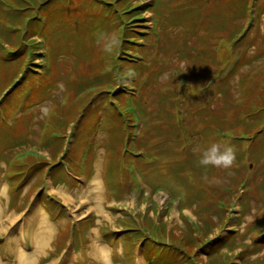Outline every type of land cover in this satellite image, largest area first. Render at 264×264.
Instances as JSON below:
<instances>
[{"label":"rangeland","instance_id":"1","mask_svg":"<svg viewBox=\"0 0 264 264\" xmlns=\"http://www.w3.org/2000/svg\"><path fill=\"white\" fill-rule=\"evenodd\" d=\"M34 1L48 19L45 26V19L30 22L26 18L18 24L19 28L4 15L0 20V42L13 36L5 44L6 51L21 46L22 41V53H27V61L15 76H27L28 80L25 87L20 84L7 97L4 105L7 112L0 113V182L8 185L4 186V189L7 187L2 204L4 218L27 210L33 199L34 206L39 204L44 210L42 214L54 227L39 264H53L47 260L51 257L56 260L70 244L75 264H104L89 255L90 230L96 232L93 236L100 233L97 237L101 238L114 264L179 263L177 259L164 263L159 258L160 253L148 250V246L143 252V245L128 244L131 239L142 241L147 235L158 238V233L165 241L171 239L169 242L184 245L186 253L195 258V264H206L214 256L222 261L225 258L229 264H264V234L260 235V225L257 227L259 214L264 212V124L245 126L250 123L248 113L264 106V14L256 24L250 23L248 17L255 0H156L158 15L155 19L150 12L153 0H107L112 7L105 0L95 3L89 2L91 0ZM239 1L241 9L247 2L249 10L237 18L233 13L238 10ZM257 1L264 3V0ZM118 2L124 3L119 5ZM0 4L5 5V2L0 0ZM106 5H109L108 10L107 7L105 10ZM137 5H140L137 10L127 12ZM16 11V7L10 5L4 14L14 15ZM136 11L142 12L141 18H132ZM32 14L34 16V11ZM79 15L80 28L73 24ZM39 16L35 11V17ZM91 17L95 22L90 21ZM138 23L143 26L137 27L140 31L135 34L133 28ZM154 23L155 29H151ZM31 26H36L37 35L46 38L51 53V62L46 60L41 71L39 67L45 52L41 50L31 64L27 35L23 34L22 27ZM245 27L246 32L239 38ZM128 30L138 37L124 39ZM114 32L120 34L122 44L117 53L110 55L103 51L101 34ZM127 43L132 47L128 55L137 52L134 58L147 64L142 71L145 76L137 81V89L133 86L130 90V102L122 93L112 97L116 91L104 97L111 90H106L105 83L95 82L98 75L110 72L114 83L118 82L119 61L128 56L124 50L130 46ZM210 55L211 58L206 57ZM235 56L242 59L238 65H235ZM0 59L1 96L9 84H15L8 65L17 59H6L3 54ZM229 67H233L235 73L225 82L223 77ZM134 68L136 70V64ZM187 68H195L198 73L194 75H201L203 79L191 77L195 83L184 82L180 75L186 74ZM132 70L135 75L137 70ZM211 76L214 80L208 91H217L214 103L211 102L214 112L208 114L203 110L198 114L193 107L202 105L209 93L201 95L200 86L210 81ZM28 85L35 88L33 98L25 96L18 105L16 92L22 86L27 89ZM163 85H174L171 97ZM100 91H105L103 99H100ZM197 97L202 101L195 100ZM179 101L187 110L183 119L177 111ZM191 102H194L193 107ZM190 112L198 116L197 121L191 122ZM226 115L227 121L224 120ZM214 125L218 127L215 134ZM243 132H251L249 136L253 139L235 141V136ZM188 134L193 135L194 143L190 141V144ZM220 138L235 145V166L230 170L200 166L198 161L203 148ZM29 147L33 150H28ZM139 148H143L145 154L129 156ZM37 161L42 165L38 169ZM28 174H32V179L25 182ZM142 176L148 183L146 188L142 186ZM81 177L91 184L93 198L92 183L100 179L103 203L115 204V208L107 209L108 217L84 214L77 203H66L61 193H48L50 184L59 190L78 191ZM242 181L254 191L244 194L243 212L237 221L239 204H236L237 212L231 203L223 211L221 197L230 196H221L218 186L229 184L233 186L232 191L242 192L245 189L240 188ZM18 186L22 188L17 189ZM156 187L162 189L152 196L147 188ZM42 189L45 190L42 192ZM164 189L171 191L172 199ZM132 193L134 196H129ZM49 198L66 203L70 211L78 209L74 212V221L66 213L59 215V206ZM125 199L127 205L122 204ZM176 199H181L180 206L190 212L179 215ZM123 206L128 210L116 209ZM188 215L194 221L196 216L203 217L196 220L197 229L202 232L207 225L213 226L205 250L200 244L192 249L184 238L196 235L186 232L190 225L183 217ZM260 221L264 226V219ZM135 228L139 230H129ZM190 228L196 230L193 225ZM114 237H117L115 245ZM4 246L0 242V257L8 261L9 252ZM230 253L232 255L228 256Z\"/></svg>","mask_w":264,"mask_h":264},{"label":"trees","instance_id":"2","mask_svg":"<svg viewBox=\"0 0 264 264\" xmlns=\"http://www.w3.org/2000/svg\"><path fill=\"white\" fill-rule=\"evenodd\" d=\"M4 2H5V5H1L0 4V6H2V9H1V7H0V20H1V17L4 15V16H6L9 20H11L12 21V23H14V26H16L17 28H19L18 27V24H20V23H23L24 22V20L26 19V18H28L29 19V21L31 22V21H33V20H38L36 17H35V11L37 12V10H39V9H37L36 8V1H34V0H13V2L14 3H10V2H8L10 5H13V6H15L16 7V13L14 14V15H8V14H4V13H6L7 12V8L10 6L9 4H7L6 3V1L5 0H3ZM41 1V0H40ZM97 0H91V1H89V2H91V3H95ZM106 1V3L107 4H109L110 5V7H112V4L111 3H109L110 1H107V0H105ZM122 1H125V0H122ZM207 1V0H206ZM65 2H68L67 0H64V3ZM208 2V1H207ZM210 2H211V0H210ZM119 3V5H121V3H124V2H118ZM239 3V7H238V10L237 11H235L234 13H233V15H234V17H240L245 11H247V10H249L248 9V7H249V4L247 5V2H245L244 4H243V9H241L240 8V1L238 2ZM241 4V5H242ZM109 5H106L105 6V10H106V7H107V10H108V7H109ZM125 5V4H124ZM126 5H127V3H126ZM128 6V5H127ZM101 7H103V6H101ZM155 7H158L157 5H155ZM4 8L6 9V11H4ZM2 10V11H1ZM133 10V7H131V10H127V12H130V11H132ZM33 11H34V16H32L33 14ZM83 11V13L85 12L84 10H82ZM137 14L136 15H133L132 16V18H134V17H136V16H138L140 13L139 12H136ZM109 15H111V14H109ZM80 18H81V15H79V16H77L76 18H74V20H73V24L74 25H77L79 28H80V26H81V24H80V22H79V20H80ZM137 18H139V17H137ZM136 18V19H137ZM90 21L91 22H95V20L91 17V19H90ZM226 23H228V22H226ZM136 27H134L133 28V32H135V34L137 33L136 31H139L138 29H137V27H139V26H143V25H141V24H139L138 23V25H135ZM36 29V26H31V28H25V27H22V29H23V34H25V32H27V31H29V33H28V35H31L30 33H31V31L33 30V29ZM247 29V27H245V30ZM37 30V29H36ZM35 31V30H34ZM11 32H13V31H11ZM133 32H132V30H128V32L126 33H124L126 36H124V39H126V40H130V38H137L138 37V35H135V34H133ZM128 33L129 34H132V36H129L128 35ZM243 33V32H242ZM241 34V33H240ZM27 35V36H28ZM26 37V36H25ZM126 37V38H125ZM10 38L12 39L13 38V36H11L10 35V37H8V38H6L4 41H6V42H3V41H1L0 42V52H1V54H0V56L2 57V54L3 55H5L6 56V59H9V58H12V57H14V60H16V61H11V64L10 65H8L12 70H10L11 71V74H13V76H15V75H17L18 74V72L20 71V69H21V67L23 66V64L25 63V61H27V53H25V51L22 53V47H23V45H22V41H21V46H19V47H17V48H15V49H10V51L8 52V51H6V49H5V44H7L8 43V41L7 40H10ZM17 38V37H16ZM20 40V38L17 40V42ZM125 40V41H126ZM131 41H133L132 39H131ZM127 44H129L130 45V43H127ZM37 48L39 47V46H36ZM126 48V49H125ZM124 48V50H125V55H128L129 53H128V50H131V45L129 46V47H125ZM24 49V48H23ZM22 53V54H21ZM7 54H10L12 57H8L7 56ZM15 54V56H13ZM134 55L135 54H133V56H130V55H128V56H125V57H121V60L119 61V63H121L119 66H118V68H120L121 69V72H120V74H118L117 75V79L116 80H118V82L117 83H114V79L115 78H113L112 77V72H110L109 74L107 73V74H103V75H98L97 77H96V80H95V82L97 83H105V86H106V88H108V89H106V90H111V92H109L106 96H104V97H108L109 95H111V93H113L114 91H116L113 95H112V97L113 96H115L116 94H120V93H122V97H125V99L127 98V91H125L124 89L127 87V85H129V84H132V85H134V82H136V81H133V77L131 76V77H128V76H126V75H124V73L128 70V69H132V65H131V60H132V58L134 57ZM16 57V58H15ZM207 58H211V55L210 56H206ZM30 58V62H31V60H32V56H30L29 57ZM1 63H2V60L0 59V65H1ZM145 66H147V64L146 63H144L143 64V62H141V61H138L137 62V64H136V70H137V73H138V75H139V78L138 79H140V75L141 74H143L142 73V71H143V68L145 67ZM124 67H126V69L124 70ZM230 68V67H229ZM228 68V69H229ZM3 70V69H2ZM2 70H0V71H2ZM6 70H9V69H6ZM114 70H115V68H114ZM187 70L188 71H186L187 73L186 74H184V75H180V78L181 79H183V81L185 82V81H190V82H194L195 83V81L191 78V77H195V78H197L198 80L199 79H203L202 78V76L201 75H194V74H196V73H198V71H196V69L195 68H191V69H188L187 68ZM232 71V70H231ZM231 71H229V74H228V72H227V76L225 75L224 77H223V80L226 82L227 80H229L230 79V77H229V75H230V73H231ZM192 72V73H191ZM226 72V71H225ZM224 72V73H225ZM121 73H123V74H121ZM182 74V73H181ZM194 75V76H193ZM142 77V76H141ZM212 77H214V76H211L209 79H210V81H207V83L206 84H204V85H202V86H200V91H199V93L202 95V92H209L208 93V97H206V99L204 100V102L202 101V100H199L198 98L199 97H197L195 100H198V101H202V105H201V103H200V105H199V107H193V103L194 102H191V105H192V107L194 108V110L196 111L197 110V112H198V114H202V112H203V110L204 111H207V113L208 114H210V113H213L214 111H212V103H211V101L209 100V101H207L208 99H209V96H211V100H213V103H214V101H215V99H216V94H217V91L216 90H210V91H208V88H209V84L211 83V82H213V78ZM18 77L17 76H15V80L17 79ZM112 78H113V80H112ZM212 78V79H211ZM137 79V80H138ZM208 79V80H209ZM112 81V82H111ZM16 82V81H15ZM102 85V84H101ZM186 87H188L189 85L188 84H184ZM10 86H12V84H9L8 85V87H6L4 90H3V92L7 89V88H9ZM163 87L164 88H166V89H168V94H169V96L171 97V95H172V90H173V88H174V85H168V86H166V85H163ZM178 88L181 90V87L180 86H178ZM126 89H128V88H126ZM209 89H211V87L209 88ZM213 91V92H212ZM3 92H2V94H3ZM100 92H102L101 94H99L100 95V97H102V98H100V99H103L104 97H103V95L105 94V91H100ZM125 93V94H124ZM159 94H161V93H159ZM177 95H175L174 96V98L176 97ZM161 97H165V95H162L161 94ZM107 102V101H106ZM178 113H181V116H180V118L181 119H183L184 117H185V115H184V112H186L187 110H186V108H184L183 106H182V103H181V101H179V104H178ZM237 108H239V107H237ZM115 114H116V116H117V106L115 107ZM194 111V112H195ZM264 106H261V108H258L256 111H254V112H250V113H248V116H246L249 120H250V123L249 124H245V126L247 127V128H250V127H252V126H254L255 125V123H257V122H259L258 124H264ZM229 113V112H228ZM228 113H227V115H228ZM234 114H235V112H233ZM263 113V114H262ZM190 114L192 115V119H191V122H195V121H197L198 120V116L196 115V114H194V113H191L190 112ZM259 114H262V115H259ZM227 115L224 117V120L225 121H227L228 119H227ZM125 117L122 119V120H124L125 121ZM245 119V118H244ZM244 119H242V120H244ZM255 119V120H254ZM214 120L215 121H217V118L215 117L214 118ZM225 121H223V122H225ZM122 126H123V124H122ZM214 128H215V130H214V134H215V132L217 131V125H214ZM246 129V128H245ZM203 130H204V127L202 128V129H200V132H203ZM206 128H205V131H204V133H206ZM251 132H243L242 134H240V135H237V136H235V139H233V140H235V141H237V140H247V139H253V137L252 136H249V134H250ZM189 137V139L190 140H192L193 141V143H194V139H193V135L192 134H188L187 135V138ZM114 139H115V137H114ZM181 141H182V139H181ZM238 142V141H237ZM42 165L40 164V163H38L37 162V169L39 168V167H41ZM243 182V181H242ZM230 185L229 184H224V185H221V186H218L219 188H220V195L221 196H224V195H226V188L227 187H229ZM223 199H225L224 197H221V200H223ZM211 206H214V205H211ZM221 208L222 209H224L223 211H226L225 209H226V207L225 206H221ZM223 215H224V213H222V217H223ZM259 216H261V218H259V221H258V223H257V227L260 225V235L261 234H264V226L263 225H261L262 224V222L260 221V219H264V212L263 213H261V214H259ZM197 218H203V217H199V216H197ZM185 219V221L186 222H188V224L192 227V225L193 226H196L195 228H196V230L194 231V230H192L191 228H190V226L189 227H187L186 228V232L188 233V234H190V236L191 235H193L191 232H193L194 234H196V235H193V237L191 236V238H187L186 236H184V238L185 239H188V243L190 244V247L193 249H195L196 247H198V245L200 244L201 245V249L202 250H205V244H209V234L211 233V228L213 227L212 225H207L208 226V228L207 227H205L203 230V232L202 231H200V230H198L197 229V227H198V225H194V224H192L191 222H189L188 221V219L187 218H184ZM222 219V218H221ZM132 222V221H131ZM132 224H133V222H132ZM192 224V225H191ZM264 224V223H263ZM134 225V224H133ZM137 231L139 230V229H136ZM144 233V232H143ZM128 234H133V233H128ZM259 235V236H260ZM173 236V234L171 233V237ZM161 237H164L163 235H160L159 233H158V238H155V237H151L150 235H147L142 241H135L134 239H131L130 241H128V244H129V246H130V244L131 243H135L136 245L135 246H141V245H143V252H144V247L145 246H148V250H150V251H155V252H159L160 253V256H159V258H161V261H163L164 263H168V262H170V261H172V260H174V259H177V260H179L180 262L178 263L177 262V264H195V258L193 257V255H191L189 252H187L186 253V249H185V246L184 245H177L176 243H173V242H169L170 240H167V241H165L164 239H162ZM165 238V237H164ZM191 239V240H190ZM256 242V241H255ZM143 243V244H142ZM183 246V247H182ZM134 251H135V249H134ZM225 253V252H224ZM225 254H227V253H225ZM232 255V253L230 254V255H228V256H231ZM215 258H212L209 262H207L206 264H229V262H227V260L224 258V261H222L221 260V258H219V257H216V256H214Z\"/></svg>","mask_w":264,"mask_h":264},{"label":"crops","instance_id":"3","mask_svg":"<svg viewBox=\"0 0 264 264\" xmlns=\"http://www.w3.org/2000/svg\"><path fill=\"white\" fill-rule=\"evenodd\" d=\"M60 193L65 197L66 203H68L70 201L73 202L74 198H76V195L68 192L64 188L61 189ZM2 196H3V192H2ZM52 202H53V204H56V205L59 206L60 211L62 210V207L58 203H56L53 200H52ZM35 210H39V212L42 213L41 210H43V209L39 206L38 203L34 206V202H33V199H32L29 208L25 212L9 214L12 217L17 215V218L14 221L4 224L3 221L5 219H7L9 217V215L6 218H4V217L0 218V222H1L0 223L1 227L0 228L3 230V231H1V233L9 235L7 240H5V241L0 240V242L5 245L4 248L8 249V252H9V255L6 256L8 258V261H6L3 257H0L1 261L7 262V264H21L20 256L16 252L17 248H18V243H19L20 250H23V251H25L27 253L31 254V253H33L36 250V246H34L33 249H30L29 246H28V243H26L23 239H21V236H20V233H21L22 229H25L27 234L31 235L34 239L37 240L36 231H37V227H38V218H34L33 219V212ZM63 213H65V212H63ZM12 227H13V229L10 231V229ZM53 234H54V232H53ZM97 234H100V233H97ZM97 234H96V236H94V241L95 242H97V241H101L102 242V240H100L101 238L97 237ZM47 246H45V247H47ZM45 247L37 256L39 258V260L42 259V256L44 254L43 251H45V249H46ZM72 248H73V245L70 248H68L56 260H53V258H52V259L47 260V262L48 263H53V264H69V262L67 263V258H68L69 254H70V251L73 250ZM74 259H75V257H74ZM32 264H39V262H34ZM111 264H113V263L111 262Z\"/></svg>","mask_w":264,"mask_h":264},{"label":"bare ground","instance_id":"4","mask_svg":"<svg viewBox=\"0 0 264 264\" xmlns=\"http://www.w3.org/2000/svg\"><path fill=\"white\" fill-rule=\"evenodd\" d=\"M92 184H93L92 194H94L95 199L90 194V189L83 190V194H82L88 198V201L91 204L88 210L96 212L99 216L108 217L109 213L107 211V206L105 203H103V198H102V187H103L102 183L99 178L98 179L96 178L94 179ZM6 188L3 190V196L6 192ZM3 196L0 198V216L1 217H3L2 214L4 212L2 208ZM9 201H10V198H9ZM16 218H17V215L12 218H7L3 221V223L4 224L10 223L14 221ZM34 218H38V227L36 231L37 240L33 238V244L34 246H36V250L31 254L27 253L23 250H20L19 243H18V248L16 252L20 256L21 264H32L34 262H39L40 260L37 256L44 249V247L48 245V239L52 237L53 232H54V227L52 226V224L49 223L48 219L45 218L44 215H42V213L39 212V210H35L33 212V219ZM0 231H3V230L0 228ZM21 233H22V236H21V239H22L24 235L26 234L25 229H22ZM104 246L105 245H103L101 241H97L95 253H94V256L102 261H104L103 256L106 253V251L104 250ZM73 259H74V251L72 250L70 251V254L67 258V263L69 262V264H75ZM0 264H7V262L0 260Z\"/></svg>","mask_w":264,"mask_h":264},{"label":"clouds","instance_id":"5","mask_svg":"<svg viewBox=\"0 0 264 264\" xmlns=\"http://www.w3.org/2000/svg\"><path fill=\"white\" fill-rule=\"evenodd\" d=\"M103 51L107 54L114 55L121 47L122 39L118 32L110 35L101 34ZM124 75L131 77L134 75L132 69H128ZM237 160V149L234 144L227 142L225 138H220L205 146L199 158V165L208 168L230 170ZM104 264H111L110 256L105 253L103 256Z\"/></svg>","mask_w":264,"mask_h":264}]
</instances>
